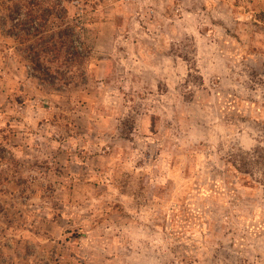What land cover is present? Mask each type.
Wrapping results in <instances>:
<instances>
[{"label":"rangeland","instance_id":"1","mask_svg":"<svg viewBox=\"0 0 264 264\" xmlns=\"http://www.w3.org/2000/svg\"><path fill=\"white\" fill-rule=\"evenodd\" d=\"M256 148L264 0H0V264H264Z\"/></svg>","mask_w":264,"mask_h":264},{"label":"trees","instance_id":"2","mask_svg":"<svg viewBox=\"0 0 264 264\" xmlns=\"http://www.w3.org/2000/svg\"><path fill=\"white\" fill-rule=\"evenodd\" d=\"M66 15H68V12H66ZM227 162L240 175L251 176L255 170L260 169L264 177V148H256L251 153L232 154Z\"/></svg>","mask_w":264,"mask_h":264},{"label":"built area","instance_id":"3","mask_svg":"<svg viewBox=\"0 0 264 264\" xmlns=\"http://www.w3.org/2000/svg\"><path fill=\"white\" fill-rule=\"evenodd\" d=\"M74 4H75V5L78 7V9H79L77 15H78V16L82 15L84 11H83V9H82V6H81L80 2H79V1H75ZM36 27H38V24H37V23H35L34 26H32V30H35ZM79 50H80V49H79Z\"/></svg>","mask_w":264,"mask_h":264},{"label":"crops","instance_id":"4","mask_svg":"<svg viewBox=\"0 0 264 264\" xmlns=\"http://www.w3.org/2000/svg\"><path fill=\"white\" fill-rule=\"evenodd\" d=\"M70 15H71V12H70Z\"/></svg>","mask_w":264,"mask_h":264}]
</instances>
